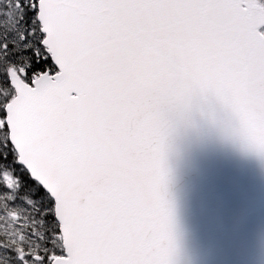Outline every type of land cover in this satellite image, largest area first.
Masks as SVG:
<instances>
[{"label": "snow or ice", "instance_id": "6c2138e0", "mask_svg": "<svg viewBox=\"0 0 264 264\" xmlns=\"http://www.w3.org/2000/svg\"><path fill=\"white\" fill-rule=\"evenodd\" d=\"M205 85L264 110V0H0V264H176L181 208L226 238L229 158L172 167L161 120Z\"/></svg>", "mask_w": 264, "mask_h": 264}, {"label": "water", "instance_id": "95a60500", "mask_svg": "<svg viewBox=\"0 0 264 264\" xmlns=\"http://www.w3.org/2000/svg\"><path fill=\"white\" fill-rule=\"evenodd\" d=\"M161 120L172 167L192 147L223 152L244 191L224 239L181 208L176 264H264V161L248 151L250 144H264V110L230 90L184 86L163 101Z\"/></svg>", "mask_w": 264, "mask_h": 264}]
</instances>
